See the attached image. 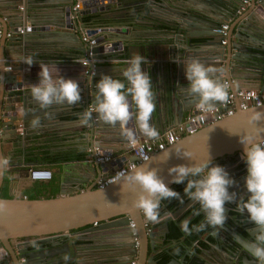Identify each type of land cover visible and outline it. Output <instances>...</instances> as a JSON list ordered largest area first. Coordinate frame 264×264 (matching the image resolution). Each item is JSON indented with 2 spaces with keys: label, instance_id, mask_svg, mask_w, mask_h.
Returning <instances> with one entry per match:
<instances>
[{
  "label": "water",
  "instance_id": "obj_1",
  "mask_svg": "<svg viewBox=\"0 0 264 264\" xmlns=\"http://www.w3.org/2000/svg\"><path fill=\"white\" fill-rule=\"evenodd\" d=\"M74 1L0 0V154H2V140H5L7 133L11 137L20 138L16 121L22 120V125L25 127L31 124L35 116L45 120L44 110H41L32 99L31 89L26 87V82L34 78L31 68L35 70L40 64L44 66L51 64L49 60L55 59L53 49L60 48L65 42H68V46H77L81 52L80 56L90 49L93 59L121 54L118 50H122L121 55H126L125 53L129 51V57H133L132 54L135 53L143 56L151 49L150 56L154 58L155 55V60L158 61L157 68L160 61H165L168 67L174 68L171 69L174 76L168 72V84L174 92L170 95L169 101L163 104V109L161 103L156 104L158 124L161 125L159 132L167 130L164 129L163 123V118L167 119V115L169 122H173L176 126L182 123L184 112L195 106L196 98L187 91L189 84L184 64L191 59H198L206 66L222 70L214 75H220L223 82L227 81L232 91L240 88L264 89V0L260 1L258 7L256 0H251L240 14L237 10L241 0H80L81 6L72 13L71 7ZM134 4H136L135 9H127L124 13L123 8ZM235 8L236 11L233 13ZM85 13L94 14V20L101 18L112 20L109 21L110 26H107L110 28H102L101 35L90 38L91 44L81 40L86 24L79 25L77 22L79 16ZM106 13L111 14L105 15ZM131 13H138L137 17L130 20ZM232 16L235 18L230 21L225 36H222L217 29ZM132 25L135 27L131 28ZM138 25H146L150 29L157 25L163 27L162 31H170L174 35L172 45L164 51L161 50L158 57L155 52L158 48L153 42V45L145 42V34L148 33ZM20 30L23 32L20 33ZM108 31H112V34L106 35ZM7 32H11L12 35L6 36ZM44 32L53 35L58 33L60 41L57 47L52 49L48 47L51 42L44 40V37H47ZM222 40H225L224 44L221 43ZM56 42L57 40L54 41ZM7 58L14 61L6 63ZM29 60L33 62L31 68L27 64ZM7 65H11L12 70L4 72L3 68ZM91 65L92 63H89L88 67L91 68ZM20 72L23 75L20 81L21 88L23 86L26 90L12 95L10 94L12 90L20 89V84L16 81L17 73ZM92 77L93 75H86L83 78L86 92L82 96L81 114L92 102L88 99V86L92 84L90 81ZM252 110L264 112V104L244 110L237 108L233 115L205 125L193 134L183 136L174 144L155 152L148 161L142 163L148 162L150 168L157 169L160 178L170 188H176L178 184L171 182L169 168L180 164H192L207 158L213 162L223 161L222 166L228 172H232L230 176L233 178L243 171L242 168L247 169L245 161L241 159L243 153L241 136L252 134L264 139V130L258 132V128L264 129V119L256 121L255 127L248 122ZM96 116L97 114L93 113V120L89 123L87 133L90 138L89 144L98 148L92 153L93 161H87L89 169L99 176L93 183L82 178L84 190L80 185L74 190H66L61 182L58 194L48 198L29 199L14 192L10 194L11 197H0V200L8 202L7 211L0 213V264H61L63 262L65 264H132V261L134 264L160 263L162 259L160 252L164 250V242L169 234L167 221L175 217V212H170L161 202L159 223L149 222L139 210L132 208L134 194L124 192L121 184L110 183L104 188L96 187L98 181L107 177L109 169L116 170L128 160H137L136 156L130 153V147L125 149V156L116 161L101 163L95 160L97 154L113 155L107 144L113 140L110 138L111 134H116L118 140L127 142L119 127L109 128V125L96 119ZM45 123L46 121L43 124ZM96 136H99L97 140L101 141L100 144L93 142ZM143 137L138 135L137 140ZM93 145L88 146L91 151L94 150ZM176 150L181 153L179 156ZM167 152L170 154L169 159ZM183 154L190 155L193 159ZM166 159L167 161H163ZM2 181L3 177H0V185ZM242 192L243 189L236 191L237 199ZM190 201L192 200L187 202ZM237 201L226 203L228 219L222 228L206 227L198 236H203L205 241H209V236L213 237L210 248L205 251L211 252L221 264H258V261L246 250V244L254 240V232L248 228L252 222L245 221L239 226L237 222L231 220V211L238 210ZM198 214L202 215L203 222L205 214L202 209L196 213ZM130 221L134 223L133 228L129 225ZM145 221L148 223L147 226L144 225ZM133 231L138 239L137 247L134 246L131 235ZM79 232L90 235L87 239L92 244L89 249L111 246L109 241L106 243L107 235L101 242L96 243L95 238L102 237L103 232H108V235L109 232H116L117 235L127 232L131 240L128 242L126 238L121 239L119 241L121 250L116 255L108 254L109 249L101 252L95 249L93 253L101 254V258H95L93 263L84 259L87 253H79L88 248H82L79 243L70 240L72 236L78 239ZM159 235L161 238H158ZM60 239H63V242ZM58 246L61 248H56ZM184 250L183 259L190 255L187 248ZM4 252L7 254L5 255ZM164 252L169 257L164 264L179 263L176 250L165 249ZM158 254L160 258L157 257ZM64 255L69 257L67 261ZM223 255L228 256L229 259L224 261ZM205 260L206 263L201 260L197 262L216 264L213 260Z\"/></svg>",
  "mask_w": 264,
  "mask_h": 264
},
{
  "label": "clouds",
  "instance_id": "obj_2",
  "mask_svg": "<svg viewBox=\"0 0 264 264\" xmlns=\"http://www.w3.org/2000/svg\"><path fill=\"white\" fill-rule=\"evenodd\" d=\"M148 63L145 56L135 53L126 61L128 66L121 70L123 79L102 75L95 84L96 93L91 106L81 114V123L88 125L93 120V113H96V119L104 124L119 127L130 146L137 143L138 135L148 139L158 138V129L152 123L156 110L154 84L150 73L142 70V66ZM27 64L31 66L33 62L29 60ZM184 64L189 84L187 91L196 98L198 111L211 112L218 104L229 102L228 86L220 75H214L222 70L206 66L198 59H191ZM40 67L39 83L31 85V96L46 116L49 115L47 110L53 105L76 106L82 101L83 90L79 81L54 77L47 66L40 64ZM3 71L11 70L3 68ZM261 119H264V112L252 110L248 122L255 127V122ZM30 126L39 128L40 117L35 116ZM262 130L258 128V132ZM240 143L243 145L241 159L247 165L245 187L248 196L246 200L239 197L237 207L242 213H247L248 220L255 226L254 240L246 244V250L258 264H264V139L247 134L241 136ZM176 154L179 156L181 153L176 150ZM166 155L169 159L170 154L167 152ZM183 156L193 159L190 155ZM140 158L148 161L146 156L141 155ZM8 165L9 158L0 154V177L5 175ZM168 171L172 183L186 185L183 196L170 188L160 178L157 169L148 166V162L128 172H117L110 183H119L124 192L133 193L135 198L132 200V208L139 210L149 222L159 223L161 201L179 200L183 203L186 196L198 203L205 214L197 230L206 227L222 228L228 219L226 203L237 201V193L229 191L237 182L226 168L207 158L192 164L176 165ZM7 208L8 202L0 200V213L7 211ZM181 228L188 233L189 221L185 220ZM68 259L65 257L66 261Z\"/></svg>",
  "mask_w": 264,
  "mask_h": 264
},
{
  "label": "crops",
  "instance_id": "obj_3",
  "mask_svg": "<svg viewBox=\"0 0 264 264\" xmlns=\"http://www.w3.org/2000/svg\"><path fill=\"white\" fill-rule=\"evenodd\" d=\"M136 1V0H131ZM81 3V2H80ZM136 4L134 5H128L126 8H123L124 13L127 9H135ZM81 6V5H80ZM259 6V5H258ZM257 6V7H258ZM236 11V8L234 9L233 13ZM255 10H253L254 12ZM240 14V12H237ZM111 13H106L105 15H109ZM138 14V13H137ZM137 14H130L129 18L131 20L135 19L137 17ZM94 14L92 13H85V15H80L77 22L79 25L86 24V27H95L99 28L98 35L102 34V28H105L107 26H110V22L112 21L110 19H98L94 20ZM235 16H232V18L228 21L230 23L231 20H233ZM142 26V25H138ZM135 27L132 25L131 28ZM143 30H146V38L144 39L145 42H148V44H155L158 48L156 52V55L160 54V51H164V49H167L172 45V38L174 37L173 33L170 31H162L161 26H154L153 29H150L149 26H142ZM84 28V29H85ZM110 28V27H107ZM83 29V30H84ZM142 29V28H141ZM150 30V31H149ZM47 37H44V40H48L49 43L48 47L51 49L54 47H57L58 41H60V36L53 35V33L50 32H44ZM56 34V32H54ZM106 35H111L112 31H108L105 33ZM114 35V34H113ZM82 37V35H81ZM57 40L56 43L54 41ZM82 40V38H81ZM68 42H65L64 44H61L60 48L56 49L54 48L53 51H55L53 57L55 59L49 60L51 64L47 65L49 70L52 72L54 77L62 76L65 79H74L79 81H82L80 84L82 85V96L86 92V85L85 80L83 78L86 76L84 74L83 66L80 63V59L83 56H80L81 52L77 46L71 47L67 45ZM152 44V45H153ZM78 45V44H77ZM150 50H147L145 53V56L147 60L149 61L148 64H144L142 66V70L145 72H149V69L151 71L149 72L152 81H153V90L156 93V104L160 105L167 103L166 101L170 99V95L174 92L172 88H170V85L168 84V72H171V69L166 65L164 62L160 61V65L157 68L156 64L158 61L155 60V55H153L154 58H151L150 56ZM118 53L122 54V50H118ZM165 53V52H164ZM115 55V56H104L98 57L95 59V73L96 75L90 81H92V84L88 86L89 88V95L88 99L93 102L95 93H96V87L95 84L100 80L102 75H111L113 78H120L123 79L121 70L126 68L128 65L126 64V61L130 60L132 57H129V51L126 52V55ZM132 54V53H131ZM76 55H79L78 57ZM134 55V54H132ZM150 56V57H149ZM74 58V59H73ZM6 63L12 62L14 60H11L10 58L5 59ZM8 66V65H7ZM31 68V66H28ZM34 78L33 80L26 82V87H30L33 84L39 83V72L41 71L40 66H36L35 70H32ZM83 74V75H81ZM169 74H172L174 76V73L171 72ZM22 73H17L16 81L17 83H21L22 81ZM24 91L26 89H23V86L19 90H12L10 94L15 95L21 91ZM258 91H264V89H256ZM92 102L89 103V107L91 106ZM83 104V100L76 106H68L65 105H53L50 109L47 110L48 117L45 116V120H41V126L39 128H33L30 125H25V127L22 125L23 121L18 120L16 121L17 124V131L20 133V142H18L19 139L11 137L9 133H7V137L5 140H2V155L9 158V165L8 170L3 176V181L0 185V189L2 188L5 180L8 182L7 191L9 194L12 192L16 193L19 196H25L26 190H33L34 192H37L33 189L34 185L40 184L43 185V188L39 189V193H41V196L43 198L53 197L56 196L60 189V184L62 182L64 189L71 190L76 189L78 185L82 186V190H84L83 181L85 179L90 180L92 183L99 177L98 174L93 173L89 168L87 161H93L92 153L96 151L97 146L93 144H89L90 138L88 137V125H83L81 123V107L80 105ZM197 108L196 106H193L192 109H189L184 112L182 117V123L186 120V118L193 112H196ZM163 112V110H162ZM44 118V117H43ZM169 116L163 118L164 123V129H168L171 127H174L175 124L173 122H169ZM152 123L157 127L158 132L161 127L160 124H158V111L155 110L152 117ZM46 121L45 124H43ZM178 125V124H177ZM111 126H109L110 128ZM164 132V131H163ZM163 132H159V135H161ZM99 136L95 137V140L93 142L95 143H101L100 140H97ZM110 138L113 140H110V143H107L109 147L111 148V152L113 156H116L118 158H122L125 156V149L128 148L127 142H123L118 140L119 137L116 134H111ZM146 138V137H143ZM142 138V139H143ZM141 139V138H139ZM5 142V143H3ZM93 145V151L90 150L88 146ZM131 153V152H130ZM109 154V153H104ZM132 154V153H131ZM100 155V154H97ZM111 155V154H110ZM68 157L65 160L61 159H55L54 157ZM90 158V159H89ZM29 166H37L42 168H47L52 171V177L49 180H32L29 177L28 174V167ZM25 169V170H24ZM109 169L108 171H110ZM242 172L238 175H234V180L237 182L234 186H231L229 188L230 192H236L239 189H243V192L239 195L241 200L247 199V189L245 187L246 183V176H247V169L242 168ZM25 172V173H24ZM232 172H229L231 174ZM38 197V198H39ZM238 197V198H239ZM28 198V197H27ZM189 199L185 196L182 205L175 211L168 210L170 212H175V217H172L169 222L176 221L178 223L179 229H182L180 225L185 220L190 222L194 219H198V221H201L200 214L196 215L197 212L201 209L200 205L196 203L195 201L187 202ZM166 206V205H165ZM244 217L248 219L247 213H244ZM250 222L249 220H246ZM198 225L193 224L189 226V232L185 234L183 231L182 234H180L178 237L173 238L172 236H169L167 234V240L164 242L165 247H163L164 250H162L160 253L162 254V259L159 264H164L167 262L169 257L165 254V249H171L176 248L178 245H180V248L184 249L187 248V250L190 252L189 256H185V261H187V264H199L197 261L201 260L204 263H206L205 259L213 260L216 264H221V262L217 261L214 257L211 255V252L205 251V249L210 248V242L213 241V237L209 236V241H205L204 237H199L198 234L201 231L197 230ZM250 227L252 230H254V224L250 223ZM162 231V230H161ZM197 232L196 236L192 238L191 240L187 239L189 238L190 233ZM78 239L76 237H70V240L76 241L79 243V246L88 248L87 250H83L84 252L79 253H87L85 254L84 259L89 260L90 262L94 263L95 258H101V254H97V252H101L104 249H109L108 254L116 255L121 250L119 241L123 239L124 237L121 235H117L116 232H103L104 235L102 237H96L95 241L96 243L101 242L103 240V237L107 235L106 243L109 241L111 244L108 246L97 247L95 248L97 250L96 255L93 253L95 249H89V247L92 245L90 243L89 237L90 235L85 234L84 232L77 233ZM116 235V236H115ZM158 238H161V235L158 236ZM61 242H63V239H60ZM138 240V239H137ZM189 240V241H188ZM103 243V242H102ZM108 243V244H109ZM56 248H61V246H58ZM216 249V248H215ZM185 250H183L184 252ZM215 251V250H214ZM178 253V252H177ZM216 253V252H215ZM217 254V253H216ZM73 255V254H72ZM95 255V256H94ZM184 255V254H183ZM164 256V258H163ZM219 255L217 254V257ZM65 257L68 256H63ZM160 258V254L158 256ZM178 257L180 260L183 257L182 254H178ZM69 258V257H68ZM205 258V259H204ZM54 259V258H52ZM63 259V258H62ZM222 259L224 261L228 260L229 257L226 255L222 256ZM59 260V259H58ZM59 264V263H58ZM65 264V262L61 263ZM180 264V263H179ZM201 264V263H200Z\"/></svg>",
  "mask_w": 264,
  "mask_h": 264
},
{
  "label": "built area",
  "instance_id": "obj_4",
  "mask_svg": "<svg viewBox=\"0 0 264 264\" xmlns=\"http://www.w3.org/2000/svg\"><path fill=\"white\" fill-rule=\"evenodd\" d=\"M261 0H256V7L259 5ZM251 0H241V5L237 12L243 11ZM80 7V0H75L73 6L71 7V12L74 13ZM229 27L228 22L221 23L220 27L217 29L218 33L222 36H225L226 31ZM99 28L95 27H87L82 32V41L86 43H90V38L97 36L99 33ZM23 31L20 30V33ZM1 35V29H0ZM11 32H7L6 36H11ZM222 44L225 43V40L221 41ZM80 63L83 66L84 74L86 75H93L95 73V59L92 58V51L88 49L83 57L80 59ZM92 63L91 68L88 67V64ZM6 68L12 70V66L8 65ZM224 83L228 86L227 81ZM18 90V89H16ZM230 99L227 104H218L211 112H200L196 111L191 113L183 123H180L174 127L168 128L164 131L161 135H159L156 139H148V138H141L137 140V143L134 146H130L127 142V146L130 147V152L136 156L137 160H128L124 162L118 169L110 170L109 174L104 180L98 181L96 187L104 188L106 185L110 184L112 181L113 176L116 175L119 171L128 172L131 169L137 167L140 163L144 162L142 160L141 155L146 156L148 159L157 151H161L169 145L174 144L175 142L179 141L183 136L188 134H193L200 128L204 127L205 125L214 123L219 121L227 116H231L235 113L236 109H248L249 107L253 106H260L264 104V91H258L256 89H247V88H240L232 91L228 87ZM237 107V108H236ZM242 158V156H241ZM90 159V158H89ZM119 159L116 156L110 154H100L95 157L97 162L101 163H108L113 160ZM28 174L30 179L32 180H49L52 177V171L47 168L37 167V166H29L28 167ZM96 225V222H94ZM130 227H134V223L130 221ZM144 225H148L145 221ZM134 240V246H138V240L136 237V233L133 231L132 234ZM6 255L7 252H4ZM134 264V262H131Z\"/></svg>",
  "mask_w": 264,
  "mask_h": 264
},
{
  "label": "trees",
  "instance_id": "obj_5",
  "mask_svg": "<svg viewBox=\"0 0 264 264\" xmlns=\"http://www.w3.org/2000/svg\"><path fill=\"white\" fill-rule=\"evenodd\" d=\"M56 160L57 159H61V160H65L67 159L68 157H54ZM219 165H222L223 164V161H220V160H217ZM7 186H8V182L7 180H5L2 188L0 189V197H11V195L8 193L7 191ZM43 188V185H40V184H35L33 189L37 192H34L33 190H26L25 191V196H27L29 199H34V198H38L39 196H41V193H39V189ZM173 190L177 191V192H180L181 195L183 196L184 195V186L183 184H178L176 186V188H172ZM184 200V199H183ZM162 203H164L166 205V207L169 209V210H172V211H175L177 210L181 205L182 203L179 201V200H164V201H161ZM202 223V221H198V219H194L193 221L190 222V225H193V224H196V225H200ZM189 225V226H190ZM169 236H172L173 238H176L178 237L180 234L183 233V230L182 229H179V226H178V223L176 221H171L169 222ZM198 228V227H197ZM198 231H202V230H198ZM197 232H194V233H190L189 235V240H191L192 238H194V236H196ZM188 240V241H189ZM180 247V245L177 247V249ZM173 250H176V248H172Z\"/></svg>",
  "mask_w": 264,
  "mask_h": 264
},
{
  "label": "flooded vegetation",
  "instance_id": "obj_6",
  "mask_svg": "<svg viewBox=\"0 0 264 264\" xmlns=\"http://www.w3.org/2000/svg\"><path fill=\"white\" fill-rule=\"evenodd\" d=\"M214 164H219L218 163V161L217 160H215L214 162H213ZM246 164V163H245ZM244 166V164H242V167ZM237 200H239V199H237ZM238 202V201H237ZM231 214H232V219L231 220H233L234 222H237L238 223V225L240 226V225H242L246 220H248L247 218H245L244 217V213H242L239 209L238 210H236V211H231ZM247 227V226H246ZM248 228H250L251 229V231L252 232H254V230H252V228L250 227V225H248ZM244 233V232H243ZM247 235V234H246ZM123 236H124V238H126L127 240H128V242L131 240L130 239V237L128 236V233L127 232H124V234H123ZM179 246V245H178ZM172 249V248H171ZM234 249V248H233ZM173 250V249H172ZM183 250L184 249H182V248H178L177 250H176V255L178 256V254L180 253V254H182L183 255ZM175 251V250H174ZM178 252V253H177ZM179 258V257H178ZM182 260H180V258H179V263L180 264H187V261H185V258L183 259V258H181ZM178 263V264H179Z\"/></svg>",
  "mask_w": 264,
  "mask_h": 264
}]
</instances>
